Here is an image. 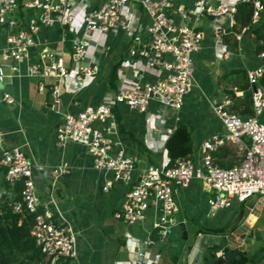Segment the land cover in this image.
Returning <instances> with one entry per match:
<instances>
[{
	"label": "built area",
	"instance_id": "1",
	"mask_svg": "<svg viewBox=\"0 0 264 264\" xmlns=\"http://www.w3.org/2000/svg\"><path fill=\"white\" fill-rule=\"evenodd\" d=\"M238 1L0 0V29L6 33V45L0 49V81L25 63L28 75L41 78L40 90L51 84L56 104L63 79L69 77L75 88H82L98 72L97 53L105 51L109 36H123L131 58L121 60L117 88L96 104L64 112L56 127V141L59 145L81 143L92 154L95 168L112 173L103 185L105 191L120 180L129 184L115 218L143 223L154 209V228L165 239L179 222L176 184L189 186L195 177L206 182L211 189L207 202L213 210L229 207L234 200L264 196V121L259 119L264 112V47L257 52L262 62L247 68L253 114L243 116L231 111L230 98L214 104L225 131L203 140L200 161L186 156L172 162L166 147L171 130L159 109L151 112L154 104L176 110L183 106L196 80L195 54L202 49L205 37L203 18L213 31L217 53H229L224 35L229 32L228 24L235 22ZM246 1L252 2L256 21L264 10V0ZM53 27L63 30L60 42L62 47L68 46V51L64 47L55 50L43 33ZM248 28L237 32V38L241 39ZM68 30L72 36L66 38ZM2 99L13 100L10 93ZM117 105L151 112L149 119L159 137L149 145L161 148L157 162L138 170L119 130ZM226 142L245 148L243 158L231 166L217 163L213 155ZM0 164L9 183L21 187V201L14 205V211L34 213L31 233L42 252L52 258L51 264L75 256L77 232L69 224L55 222L52 210L41 202L35 175L45 165L33 162L20 145L6 144L1 131ZM65 170L63 164L51 168L54 184ZM151 235L148 230L145 239L133 238V264H143L150 255L147 245L154 241Z\"/></svg>",
	"mask_w": 264,
	"mask_h": 264
},
{
	"label": "crops",
	"instance_id": "2",
	"mask_svg": "<svg viewBox=\"0 0 264 264\" xmlns=\"http://www.w3.org/2000/svg\"><path fill=\"white\" fill-rule=\"evenodd\" d=\"M207 22L203 26L205 37L202 49L195 54V84L180 109L163 107L165 113H161L171 132L181 123L191 127L192 151L189 156L197 161L202 157L203 140L225 131L223 122L213 109L214 104L230 98L225 89L228 83L223 76L238 68L247 69L262 62L257 55L260 49H257L251 26L238 39L237 32L231 31L235 22L229 23V32L224 35L229 53L220 56ZM254 22L255 25L264 22V10ZM43 33L48 35L55 50L64 47L60 42L64 35L62 29L46 28ZM65 35L69 38L72 33L68 30ZM5 45L6 33L0 29V49ZM68 49L66 46L63 50ZM129 58L125 38L121 35L109 36L105 51L97 53L98 72L79 90L69 77L64 78L58 95L60 101L56 104L51 84L47 83L46 89L40 90L41 78L28 75L25 63L15 74L0 81V131L5 143L20 145L33 162L45 165L46 168L35 175L41 202L52 210L58 221L71 225L77 232L76 254L69 257L65 264H133L135 252L130 248L133 238L145 239L148 230L152 232L154 241L147 245L150 255L143 264H211L221 255L231 261L239 250L249 251L252 261L247 264H264V196L254 195L243 202L234 200L229 207L213 210L207 202L211 189L206 182L195 177L189 186L176 184L179 222L173 225L165 239H161L153 225L156 217L154 209L150 210L143 223H128L115 218L114 212L122 204L129 188L127 182L117 181L105 191L103 185L112 173L95 168L92 154L81 143H57L56 127L63 113L77 112L87 104H96L107 92L115 90L120 80L121 60ZM116 63L115 85L110 77ZM234 89L237 90V87ZM5 93H10L13 100L2 99ZM154 105L151 112L161 110L158 104ZM115 109L122 124L121 129L119 126L121 136L128 153L136 159L138 170L157 162L161 148L156 150L149 145L159 137L149 119L151 112L126 105H117ZM259 118L264 121V112ZM246 141L249 142V139L246 138ZM244 153L243 146L226 142L213 155L217 163L231 166L239 162ZM59 164L67 170L54 184L51 168ZM235 224L237 227L227 233L200 229L229 228ZM197 230L201 231L197 233ZM229 251L235 252L230 260ZM55 262L57 264L60 259Z\"/></svg>",
	"mask_w": 264,
	"mask_h": 264
},
{
	"label": "trees",
	"instance_id": "3",
	"mask_svg": "<svg viewBox=\"0 0 264 264\" xmlns=\"http://www.w3.org/2000/svg\"><path fill=\"white\" fill-rule=\"evenodd\" d=\"M253 13L254 6L252 2L239 0L235 12V23L231 31L239 32L243 27L251 26L257 41V49H261L264 47V43L260 42L264 40V22L255 25ZM117 68L116 63L110 77L115 85ZM223 77L230 84H226L227 87H225L228 96L231 98L229 109L236 113L243 112L252 115L254 112L252 89L247 69L238 68ZM235 86L237 90L234 89ZM115 111L118 116L116 109ZM118 121L121 129L122 124L119 116ZM166 147L172 162L178 158L189 156L192 151L191 127L185 123L179 124L168 136ZM5 171L4 165L0 164V264H51L52 258L42 252L31 233L34 224V213L14 211V205L21 201V187L20 185L13 187L6 179ZM53 219L58 222L55 215H53ZM236 227L237 225L235 224L229 228L225 226L200 229L205 232L227 233L232 232ZM201 230H197V233ZM67 259H60L57 264H65ZM250 261H252V258L249 255V251L239 250L233 260L227 261V258L221 255L211 264H247Z\"/></svg>",
	"mask_w": 264,
	"mask_h": 264
},
{
	"label": "rangeland",
	"instance_id": "4",
	"mask_svg": "<svg viewBox=\"0 0 264 264\" xmlns=\"http://www.w3.org/2000/svg\"><path fill=\"white\" fill-rule=\"evenodd\" d=\"M206 18H203V21H202V25L204 26V24L206 23ZM208 23V22H207ZM165 108H161V110L159 111L160 113H165ZM260 119V118H259ZM211 193V192H210ZM40 195V194H39ZM41 197V196H40ZM178 218H179V215H178Z\"/></svg>",
	"mask_w": 264,
	"mask_h": 264
},
{
	"label": "water",
	"instance_id": "5",
	"mask_svg": "<svg viewBox=\"0 0 264 264\" xmlns=\"http://www.w3.org/2000/svg\"><path fill=\"white\" fill-rule=\"evenodd\" d=\"M234 254H235L234 251H231V252L229 251V252H227L228 259L230 260V258H232Z\"/></svg>",
	"mask_w": 264,
	"mask_h": 264
}]
</instances>
